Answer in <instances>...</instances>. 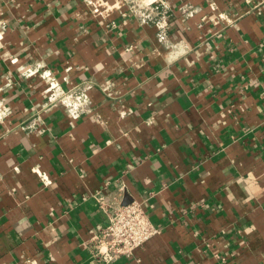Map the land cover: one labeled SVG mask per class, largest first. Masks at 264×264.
Segmentation results:
<instances>
[{
    "label": "crops",
    "instance_id": "0c3cea01",
    "mask_svg": "<svg viewBox=\"0 0 264 264\" xmlns=\"http://www.w3.org/2000/svg\"><path fill=\"white\" fill-rule=\"evenodd\" d=\"M99 199L158 232L104 260ZM0 264H264V0H0Z\"/></svg>",
    "mask_w": 264,
    "mask_h": 264
},
{
    "label": "built area",
    "instance_id": "2783aa9c",
    "mask_svg": "<svg viewBox=\"0 0 264 264\" xmlns=\"http://www.w3.org/2000/svg\"><path fill=\"white\" fill-rule=\"evenodd\" d=\"M151 19L152 15L149 12L142 13L143 22H148ZM158 23L159 21L156 22V24ZM166 35L167 29L162 23L158 27L157 39L163 41ZM30 73L37 75L44 82L43 94L47 107L59 102L72 119H77L80 116L88 100L87 91L91 88L90 83L65 89L51 69L42 68L39 71H30ZM39 176L42 181L48 182L43 173H39ZM99 203L106 210L108 208V222L94 239L97 242L99 255L106 261L119 256H134L135 250L142 247L158 232L139 202L114 204L110 208L101 199H99Z\"/></svg>",
    "mask_w": 264,
    "mask_h": 264
}]
</instances>
